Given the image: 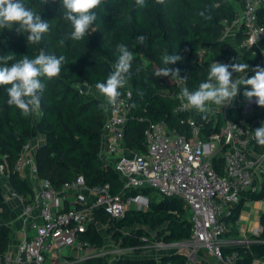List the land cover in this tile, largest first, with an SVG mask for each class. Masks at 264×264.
Masks as SVG:
<instances>
[{"label": "trees", "instance_id": "trees-1", "mask_svg": "<svg viewBox=\"0 0 264 264\" xmlns=\"http://www.w3.org/2000/svg\"><path fill=\"white\" fill-rule=\"evenodd\" d=\"M35 3L41 8V17L49 23V33H44L41 41L33 44L27 42L28 33L0 28V56L14 55V59L9 61L10 66L25 55L35 58L43 50L46 54L65 56L66 62L62 64L58 77L43 78L46 89L41 94L40 110L28 117L23 116L17 107L8 105L7 88L11 85H0V165L5 164L12 189L22 196L33 192L15 170V163L24 145L43 134L45 140L37 147L35 159L39 175L49 178L56 188L82 174L90 186L110 183L114 194L142 193L150 198L147 210L131 209L117 219H113L107 210L98 208L95 220L81 234L84 241L98 247L105 244L100 224H108L114 240L122 246H138L141 236H150L155 230L166 242L190 238L192 222L189 208L182 198L162 197L153 188L124 189L118 172L102 158L107 108L100 105H106L105 97L91 95L88 90L85 92L83 85L97 90L95 84L106 82L113 71L119 55L117 46L121 43L138 45L141 53L134 55L128 80L132 98L125 129L130 148L146 149L144 130L149 121L165 122L170 128L189 133V127L181 124V118L192 114L202 125L205 136L219 132L225 124L222 114L216 117L195 111L177 112L179 101L175 94L181 89V84L191 91L196 90L201 82L207 80L213 61L225 59L226 64L235 63L225 33L240 13L236 5L244 9L246 0H165L163 4L157 0H146L144 8L138 7L135 0H103L101 6L94 10L97 20L85 37L79 41L67 39L63 45L60 41L74 29L69 21L63 19L65 10L61 0H46V3L45 0H35ZM256 14L264 25V4L258 6ZM139 35L146 37L143 45L136 40ZM247 35L246 25H240L235 34L239 47ZM240 49L243 61L256 67L259 55H252L246 48ZM200 50L203 51L202 56L199 55ZM173 53L181 55L182 60L168 67L179 68L181 78L187 77L186 81L156 75L158 69L166 67L162 56ZM240 76L241 73H233V77ZM156 84L169 93L159 90ZM245 90H251V87L242 86L241 93ZM126 91V87L120 89L121 96L126 95ZM234 115L231 111V116ZM262 124L264 120L261 123L256 121L253 128L256 130ZM2 154H7V159H3ZM214 165L220 170L224 165L223 158H215ZM248 199H264V184L259 192L244 194L229 222ZM12 221V207L0 184L1 255L13 239ZM261 224L263 230L255 241L227 244L223 247L224 255L236 253L235 264H253L255 260L264 258V212ZM187 261V252L178 251L166 254L160 261L146 257L120 259L112 263L109 257L99 256L88 259L86 264H187Z\"/></svg>", "mask_w": 264, "mask_h": 264}, {"label": "built area", "instance_id": "built-area-1", "mask_svg": "<svg viewBox=\"0 0 264 264\" xmlns=\"http://www.w3.org/2000/svg\"><path fill=\"white\" fill-rule=\"evenodd\" d=\"M263 4L264 0H246L244 9L232 23L246 25L248 35L240 47L259 55L261 67H264V25L259 22L256 10ZM199 55H203L202 50ZM213 62L226 64L225 59ZM236 78L240 77L233 80ZM184 87L181 84L175 94L179 101L176 111L199 113L181 98ZM241 88L230 104L208 105V113L216 117L222 114L225 118L219 132L205 136L202 125L192 114L181 118L189 133L170 128L165 122L149 121L144 130L145 150L131 149L126 141L131 90L127 88L126 95L120 96L114 106L106 102L102 158L118 172L124 189L153 188L162 197L182 198L192 222L190 238L166 242L151 232L150 236L140 237L138 246H122L110 233L102 247L84 241L81 234L95 220L98 208L117 219L131 209L147 210L150 198L142 193L114 194L110 183L90 186L82 174L56 188L49 178L39 175L36 150L33 141H29L16 160L15 170L33 192L22 196L10 184L8 188L11 199L23 207L19 220L24 236L16 243L10 242L4 255L0 254V264H86L88 259L99 256L109 257L112 263L146 257L160 261L166 254L178 251L187 252V264H200L199 252L204 250L227 264H235L236 253L225 256L223 247L229 242L239 244L249 240L225 238L230 231L229 219L244 194L257 193L264 184V146L255 140L253 126L257 120L251 119L256 110L263 112L264 107L255 103V98L250 102ZM2 157L7 159L8 155L2 154ZM217 157L224 160L220 170L214 165ZM0 173L5 174L4 163L0 165ZM11 225L15 232L16 223L12 221ZM262 230L261 226L258 234ZM124 231L128 233V229Z\"/></svg>", "mask_w": 264, "mask_h": 264}, {"label": "clouds", "instance_id": "clouds-1", "mask_svg": "<svg viewBox=\"0 0 264 264\" xmlns=\"http://www.w3.org/2000/svg\"><path fill=\"white\" fill-rule=\"evenodd\" d=\"M157 2L163 4L165 0H157ZM102 3L103 0H61L65 10L63 19L71 23L74 31L61 40L60 44L63 45L67 39L82 40L97 20L94 10ZM135 3L140 8L147 6L146 0H135ZM5 27L9 30L14 29L17 33H28L27 42L33 44L40 42L43 34L49 31V23L40 14L26 7L22 0H0V28ZM136 40L143 45L146 37L139 35ZM117 50L118 59L106 82L95 84L98 92L106 98L107 105L112 106L117 104L121 96L120 89L128 84L134 60L133 52L125 44H119ZM13 59L12 54L0 56V85H11L7 88L8 105L17 107L23 116L28 117L40 110L41 94L46 89L43 78L58 77L66 57L46 54L41 50L35 58L25 55L9 66V61ZM161 59L166 67L158 69L157 76L171 77L172 80H187V77L181 78L179 68L168 67L181 61V55L164 54ZM248 70L247 63L213 62L209 66L207 80L201 82L194 91H190L187 87L182 88L180 96L199 113L206 114L210 111L209 104L217 106L230 104L243 85L251 87V90H245L243 95L250 102L255 98V103L264 107V67L257 65L253 70L255 75L251 78L247 75L233 80V73H244ZM100 107L106 108V105L101 104ZM254 137L259 145L264 146V124L254 131Z\"/></svg>", "mask_w": 264, "mask_h": 264}, {"label": "crops", "instance_id": "crops-1", "mask_svg": "<svg viewBox=\"0 0 264 264\" xmlns=\"http://www.w3.org/2000/svg\"><path fill=\"white\" fill-rule=\"evenodd\" d=\"M239 26L236 24L229 27V31L227 34H225V39L228 42L230 46H234L240 50L238 55L231 56L233 57L235 63H237V58H240L242 56L243 60V53L239 47V45L236 44L235 41V34L238 31ZM244 62V61H242ZM245 63V62H244ZM251 75H255V72L253 70H249L247 72ZM99 97L98 95H96ZM45 140V136L43 134H40L39 137L35 140L36 146L34 147L35 150L37 147L43 143ZM11 207H12V217L13 221L16 223L17 230L14 232V236L11 242H18L19 239H21L24 234L21 230V224L19 217L22 212V205L15 199L8 200ZM264 212V199H255V200H245L242 207L239 209L237 215L230 221V231L228 234L225 235V238L228 240H237V239H243L247 238L249 240L248 243L253 242L256 240V236L258 235V229L262 226L261 224V214ZM263 227V226H262ZM230 243V242H229ZM229 243H227L229 245ZM199 262L200 264H227L224 260L217 258L213 254L207 252V251H200L199 252ZM253 264H264V258L257 259L254 261Z\"/></svg>", "mask_w": 264, "mask_h": 264}, {"label": "rangeland", "instance_id": "rangeland-1", "mask_svg": "<svg viewBox=\"0 0 264 264\" xmlns=\"http://www.w3.org/2000/svg\"><path fill=\"white\" fill-rule=\"evenodd\" d=\"M22 2L25 4V6L26 7H28V8H30L31 10H33V11H35L37 14H40V9L41 8H39L37 5H36V3H35V0H22ZM236 8H237V12H241L242 11V7L240 6V5H236ZM242 8V9H241ZM41 15V14H40ZM50 30V29H49ZM46 33H49V31L48 32H46ZM45 33V34H46ZM233 46H230V50H231V52H232V55H238V53L240 52V50L239 49H237L235 46H234V44H232ZM128 47V49L130 50V51H132L133 52V54L135 55V54H140L141 53V48H140V46H138V45H131V46H127ZM243 60H242V56H240V58H237V63H244V62H242ZM249 65V64H248ZM256 67H253V66H251V65H249V70H254ZM249 70H248V72H249ZM248 75V77L249 78H251L252 76H254V74L253 75H251V74H249V73H247V72H244V73H241V76L240 77H244V76H247ZM129 82H128V84L125 86L126 88H128L129 87ZM157 85V87H158V89L159 90H161V91H165L166 93H169V91L167 90V89H162L161 87H160V85H158V84H156ZM88 91L90 92V94L91 95H94V96H96V95H98L99 97H103L104 98V96L103 95H101L99 92H98V90H95V89H89L88 88ZM262 108V107H261ZM251 119H255V120H257V121H260V123L264 120V114H263V112L260 110V109H258V110H256V112H255V114L254 115H252V117H251ZM36 141H35V139H33V146L35 147L36 146V143H35ZM8 173H6L5 172V174H2V173H0V184H2L3 185V188H4V193H5V195H6V197H7V200H10L11 199V195H10V193H9V189L8 188H10V186H9V184H10V181H9V177H8ZM21 224V223H20ZM99 229H100V231L102 232V234L104 235V238H105V241H106V237H109V235H110V232H109V225L108 224H100L99 225ZM152 233H154L155 234V236H156V238H160L161 236H160V234L158 233V231H151ZM229 233H231V232H229ZM226 234H228V233H226ZM153 235V234H152ZM245 244H247V243H245ZM182 250H185V249H182Z\"/></svg>", "mask_w": 264, "mask_h": 264}, {"label": "water", "instance_id": "water-1", "mask_svg": "<svg viewBox=\"0 0 264 264\" xmlns=\"http://www.w3.org/2000/svg\"><path fill=\"white\" fill-rule=\"evenodd\" d=\"M88 86L87 85H83V90L86 92L88 90Z\"/></svg>", "mask_w": 264, "mask_h": 264}]
</instances>
